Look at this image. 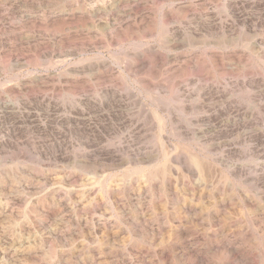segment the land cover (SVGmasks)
<instances>
[{
  "label": "rangeland",
  "instance_id": "obj_1",
  "mask_svg": "<svg viewBox=\"0 0 264 264\" xmlns=\"http://www.w3.org/2000/svg\"><path fill=\"white\" fill-rule=\"evenodd\" d=\"M0 264H264V0H0Z\"/></svg>",
  "mask_w": 264,
  "mask_h": 264
}]
</instances>
